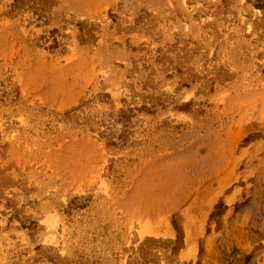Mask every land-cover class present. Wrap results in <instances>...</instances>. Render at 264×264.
<instances>
[{
	"label": "rangeland",
	"instance_id": "rangeland-1",
	"mask_svg": "<svg viewBox=\"0 0 264 264\" xmlns=\"http://www.w3.org/2000/svg\"><path fill=\"white\" fill-rule=\"evenodd\" d=\"M0 264H264V0H0Z\"/></svg>",
	"mask_w": 264,
	"mask_h": 264
}]
</instances>
